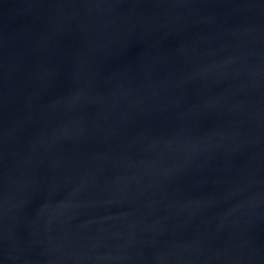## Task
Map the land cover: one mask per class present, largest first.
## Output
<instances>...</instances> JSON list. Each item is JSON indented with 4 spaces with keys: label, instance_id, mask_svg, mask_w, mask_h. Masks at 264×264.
<instances>
[{
    "label": "water",
    "instance_id": "1",
    "mask_svg": "<svg viewBox=\"0 0 264 264\" xmlns=\"http://www.w3.org/2000/svg\"><path fill=\"white\" fill-rule=\"evenodd\" d=\"M0 264H264V0H0Z\"/></svg>",
    "mask_w": 264,
    "mask_h": 264
}]
</instances>
